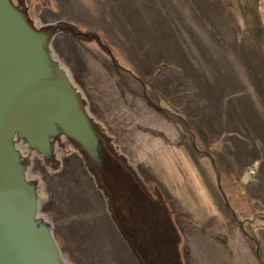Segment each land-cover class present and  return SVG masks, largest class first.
Returning <instances> with one entry per match:
<instances>
[{
    "label": "rangeland",
    "instance_id": "rangeland-1",
    "mask_svg": "<svg viewBox=\"0 0 264 264\" xmlns=\"http://www.w3.org/2000/svg\"><path fill=\"white\" fill-rule=\"evenodd\" d=\"M25 2L41 21L95 32L115 57L90 38L52 39L162 203L180 264H264V0ZM32 171L65 258L137 264L74 152Z\"/></svg>",
    "mask_w": 264,
    "mask_h": 264
},
{
    "label": "water",
    "instance_id": "water-1",
    "mask_svg": "<svg viewBox=\"0 0 264 264\" xmlns=\"http://www.w3.org/2000/svg\"><path fill=\"white\" fill-rule=\"evenodd\" d=\"M99 36L70 20L41 21L25 0H0V264H73L64 257L50 216L40 209L47 172L74 152L99 191L108 218L137 264H180L175 231L83 90L59 59L53 37ZM57 151V154H56Z\"/></svg>",
    "mask_w": 264,
    "mask_h": 264
},
{
    "label": "bare ground",
    "instance_id": "bare-ground-1",
    "mask_svg": "<svg viewBox=\"0 0 264 264\" xmlns=\"http://www.w3.org/2000/svg\"><path fill=\"white\" fill-rule=\"evenodd\" d=\"M56 154H57V151H56ZM32 166H33V162H32V165L30 164V170H32ZM256 166V165H255ZM254 166V167H255ZM39 177H40V175H39ZM40 179L42 180V178L40 177ZM144 180V179H143ZM148 184V183H147ZM149 188V187H148Z\"/></svg>",
    "mask_w": 264,
    "mask_h": 264
},
{
    "label": "built area",
    "instance_id": "built-area-1",
    "mask_svg": "<svg viewBox=\"0 0 264 264\" xmlns=\"http://www.w3.org/2000/svg\"><path fill=\"white\" fill-rule=\"evenodd\" d=\"M250 170H253V168H251Z\"/></svg>",
    "mask_w": 264,
    "mask_h": 264
},
{
    "label": "flooded vegetation",
    "instance_id": "flooded-vegetation-1",
    "mask_svg": "<svg viewBox=\"0 0 264 264\" xmlns=\"http://www.w3.org/2000/svg\"><path fill=\"white\" fill-rule=\"evenodd\" d=\"M119 66V65H118ZM91 110V109H90Z\"/></svg>",
    "mask_w": 264,
    "mask_h": 264
}]
</instances>
